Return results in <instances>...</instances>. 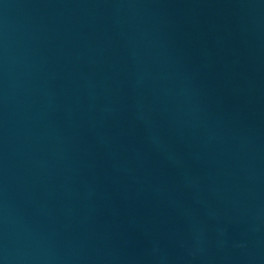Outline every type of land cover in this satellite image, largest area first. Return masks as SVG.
I'll list each match as a JSON object with an SVG mask.
<instances>
[{
  "label": "water",
  "instance_id": "obj_1",
  "mask_svg": "<svg viewBox=\"0 0 264 264\" xmlns=\"http://www.w3.org/2000/svg\"><path fill=\"white\" fill-rule=\"evenodd\" d=\"M0 264H264V0H0Z\"/></svg>",
  "mask_w": 264,
  "mask_h": 264
}]
</instances>
